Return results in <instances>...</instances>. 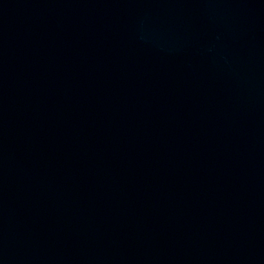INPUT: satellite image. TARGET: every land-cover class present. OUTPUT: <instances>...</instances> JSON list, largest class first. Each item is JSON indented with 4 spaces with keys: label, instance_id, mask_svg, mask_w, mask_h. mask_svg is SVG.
Returning <instances> with one entry per match:
<instances>
[{
    "label": "water",
    "instance_id": "water-1",
    "mask_svg": "<svg viewBox=\"0 0 264 264\" xmlns=\"http://www.w3.org/2000/svg\"><path fill=\"white\" fill-rule=\"evenodd\" d=\"M0 264H264V0H0Z\"/></svg>",
    "mask_w": 264,
    "mask_h": 264
}]
</instances>
